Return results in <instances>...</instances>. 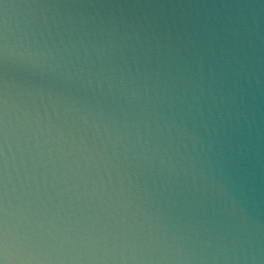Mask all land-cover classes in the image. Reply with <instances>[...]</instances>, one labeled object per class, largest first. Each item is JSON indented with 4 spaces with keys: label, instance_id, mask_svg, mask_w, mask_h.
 <instances>
[{
    "label": "water",
    "instance_id": "water-1",
    "mask_svg": "<svg viewBox=\"0 0 264 264\" xmlns=\"http://www.w3.org/2000/svg\"><path fill=\"white\" fill-rule=\"evenodd\" d=\"M0 264H264V0H0Z\"/></svg>",
    "mask_w": 264,
    "mask_h": 264
}]
</instances>
